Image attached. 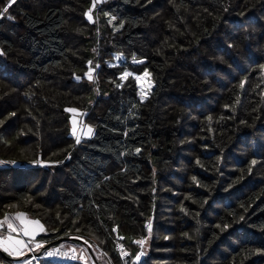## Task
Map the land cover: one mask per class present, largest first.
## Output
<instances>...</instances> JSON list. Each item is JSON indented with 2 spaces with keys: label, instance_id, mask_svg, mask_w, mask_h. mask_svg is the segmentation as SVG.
<instances>
[{
  "label": "trees",
  "instance_id": "1",
  "mask_svg": "<svg viewBox=\"0 0 264 264\" xmlns=\"http://www.w3.org/2000/svg\"><path fill=\"white\" fill-rule=\"evenodd\" d=\"M93 2L0 17V219L26 213L43 248L81 239L99 264L121 261L114 226L149 237L133 264H264V0H100L91 20Z\"/></svg>",
  "mask_w": 264,
  "mask_h": 264
},
{
  "label": "built area",
  "instance_id": "2",
  "mask_svg": "<svg viewBox=\"0 0 264 264\" xmlns=\"http://www.w3.org/2000/svg\"><path fill=\"white\" fill-rule=\"evenodd\" d=\"M0 52H2L1 46H0ZM3 164L4 162L0 160V165H3ZM23 164H27V163L25 162ZM14 214L16 215V213L11 214L9 212H6L5 215L0 219V221H4L5 216H8L10 219V222L15 227L19 228L21 226V223L19 222L17 218L16 219L14 218ZM149 224H151V221H147L146 223V229L148 231L152 229L151 227V229L149 230L148 228ZM3 228L10 233H15L16 235L22 236L24 241L27 242L28 248H27L26 254H24L23 256L15 260L14 259H2L0 257V264H26V261H30V264H41V261L43 259H47L56 264H69L72 262H82L83 264H98V262L95 259L91 257L89 259L87 255H79L77 248L73 245L71 246H59V245L50 246V247H47L43 252L41 251L36 252V248L30 245L29 241H27L24 238L23 233L17 234L16 232H12L11 230L7 229V222H5ZM113 232L116 234L115 248L121 260L118 264H133L134 262L138 263L146 257L147 245H148V239H149L148 236H143L141 238H129L127 235L126 236L121 235L119 233V229L117 226L113 227ZM141 240L144 241L142 245L136 243L137 241H141ZM48 252H54L55 254L53 256H48ZM1 253H3L2 248H0V254ZM122 253H127L128 255L124 256L122 255ZM140 253H143L142 255H140V259L138 261L135 260V257L139 255Z\"/></svg>",
  "mask_w": 264,
  "mask_h": 264
},
{
  "label": "rangeland",
  "instance_id": "3",
  "mask_svg": "<svg viewBox=\"0 0 264 264\" xmlns=\"http://www.w3.org/2000/svg\"><path fill=\"white\" fill-rule=\"evenodd\" d=\"M99 1L100 0H95V6H93V4H92L91 7H90V9H89V11H88V16L89 15L91 16V20H94V19L99 20L98 17H97L96 10H95V7L97 6V4H98ZM122 59H123L122 58V55L119 54V53H116V60H115V62H111V64L119 63ZM90 61H91V64H89L90 65L89 69L90 68L93 69V71H92V79L90 81H93V79H94V71L96 69V63H95L94 58H92ZM89 69H88V71H89ZM126 72L129 73V74L131 73L130 71H126ZM145 73H148V72L147 71H144V72L136 73L135 74L136 77L137 76L140 77V79L137 80L138 87H139V93H138V95L141 96V97L143 96V98H145L149 94L150 90L153 87V81L151 79L150 74L148 73V75H145ZM97 93L98 92L95 91L94 92V95H92V97H91L90 100H93L94 99V96ZM69 109H75L76 111H69ZM68 113H69V117H70V129H71V132L73 134V128L75 127V134H73V135L76 138H78L79 140H81L82 138H91L94 135L95 128L93 126L87 124L84 121V118H83L84 111L82 109L77 108V107H69L68 108ZM88 127H91L92 128V132L91 133H88L87 132ZM14 218L15 219L17 218L15 214H14ZM43 230H44V228H43ZM44 232L46 233L47 230H44ZM18 236L22 238V236H20V235H18ZM7 237H8V233L5 230H3V228H0V238H7ZM18 239L21 240L20 238H18ZM29 240H30V245L33 246V247H35V248H36V244L37 243H41L42 245L45 244V240L44 239H42V240H39V239H29ZM56 245H59V246H71V245H73V246H75L77 248V250L79 252V255H87V257L89 259H90V257L93 258V259H95L91 255V253L89 252L88 247H87V243H84V241H82L81 239H78V240L74 239L72 241V243H65L64 241H58V242L53 243L50 246H56ZM46 248H43V247H41L39 249L36 248V252H39V251L43 252ZM23 252H24V254H26L27 253V248H24L23 249ZM5 254H6V256H8L10 258H13V259H16V258L21 257V256L17 257V256H14V255H9V252H6V251H5ZM101 260H103V259H101Z\"/></svg>",
  "mask_w": 264,
  "mask_h": 264
},
{
  "label": "snow or ice",
  "instance_id": "4",
  "mask_svg": "<svg viewBox=\"0 0 264 264\" xmlns=\"http://www.w3.org/2000/svg\"><path fill=\"white\" fill-rule=\"evenodd\" d=\"M16 2V0H7V4L0 9V17H3L5 14L8 13L9 8L12 6V4H14ZM93 6H95V0L93 3ZM11 18V17H9ZM89 19H91V16L89 15ZM115 19V18H113ZM89 64H91V61H89ZM98 67V66H97ZM264 67V66H262ZM92 71L93 69H89V71L86 73V76L89 80L92 79ZM145 75H148V73H145ZM129 76V73L125 72L122 74V76L120 77V79H124L126 77ZM79 79V77H78ZM137 80L140 79L139 76L136 77ZM117 87H120V85L118 84ZM143 99V96H142ZM69 111H76L75 109H69ZM88 133L92 132V128L88 127L87 129ZM73 134H75V127L73 128ZM77 142H79V139L77 140ZM139 151V150H137ZM253 164H255V161L252 162ZM195 179V177L193 178ZM17 219H19L21 221V226L19 228L15 227L11 222L8 216H5L4 221H0V228L4 227L5 222H7V229L11 230L12 232H16L17 234L23 233L26 236H29L31 239H34V232H35V228L34 226H38L40 228V230H43V226L39 224V221H27L24 218V214H17ZM149 230L151 229V224L148 225ZM136 243L138 244H143L144 241H137ZM43 247V245L41 243H37L36 244V248L39 249ZM0 248H2L4 251L9 252V255H14V256H23L24 252L23 249L24 248H28V244L27 242L23 241V240H19L16 239L14 237H12L11 235H9L7 238H0ZM31 250V249H30ZM58 251V250H56ZM74 251V250H73ZM55 253L54 252H48V256H53ZM143 253H140L139 255H137L135 257V260H139L140 259V255H142ZM122 255L127 256V253H122ZM75 258V257H73ZM26 264H30V261H26Z\"/></svg>",
  "mask_w": 264,
  "mask_h": 264
},
{
  "label": "crops",
  "instance_id": "5",
  "mask_svg": "<svg viewBox=\"0 0 264 264\" xmlns=\"http://www.w3.org/2000/svg\"><path fill=\"white\" fill-rule=\"evenodd\" d=\"M19 214H24V218L27 220V221H29V222H31V221H38V220H35V219H33V218H31V217H29V216H27L26 215V213H19ZM16 216H17V213H16ZM19 220V219H18ZM20 221V220H19ZM20 223H21V221H20ZM39 224L40 225H42L40 222H39ZM43 226V225H42ZM34 228H35V232H34V239H36V236L40 233V232H43V230L41 231L40 230V228L38 227V226H34ZM43 228H44V226H43ZM3 230H5L4 228H3ZM6 231V230H5ZM7 233H8V236L9 235H11L12 237H14V238H16V239H18V238H20L21 240H23L24 241V239H23V237L21 238V237H19L18 235H16L15 233H10V232H8V231H6ZM2 236V235H1ZM24 236V238L27 240V241H29V243H30V240L29 239H31L29 236H26V235H23ZM2 252H3V254L6 256V254H5V251L2 249ZM20 258V257H19ZM13 259V258H12ZM16 259H18V258H16ZM15 260V259H14Z\"/></svg>",
  "mask_w": 264,
  "mask_h": 264
}]
</instances>
